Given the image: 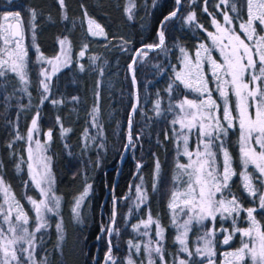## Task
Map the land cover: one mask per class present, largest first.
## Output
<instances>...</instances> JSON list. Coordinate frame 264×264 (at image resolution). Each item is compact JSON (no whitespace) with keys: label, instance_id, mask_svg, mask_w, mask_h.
I'll return each mask as SVG.
<instances>
[{"label":"trees","instance_id":"1","mask_svg":"<svg viewBox=\"0 0 264 264\" xmlns=\"http://www.w3.org/2000/svg\"><path fill=\"white\" fill-rule=\"evenodd\" d=\"M232 2L229 0L228 4ZM234 2L238 11L230 13V17L234 32L242 36L239 25L246 21L247 10L244 0ZM130 4L133 5L131 13L128 11ZM217 5L223 10L220 0H207V4L204 0H181L177 16L164 25L165 45L155 51H145L146 56H139L134 66L138 103L132 116L133 143L120 166L127 138V120L134 102L129 75L132 57L138 48L158 43V27L177 9L176 0H64V7L58 0H0V18L3 13L19 12L28 32L27 93L20 91L18 81L9 73L0 77V178L31 223L34 218L26 198H37V195L25 178V136L37 113L41 138L49 131L52 133L48 155L60 216L50 222L37 250L39 261L46 259V264H103L110 239L116 264H126L127 244L129 241L135 243L137 239L125 231L151 216L164 229L163 260L166 264H174L178 251L168 204L173 190L177 129L171 123L168 100L170 97L173 100L193 98L175 79V74L180 69L183 53L193 54L197 45L205 41V32H212L211 19L220 21ZM32 11L36 13L35 19L31 18ZM193 12L194 22L186 24L187 16ZM85 17L99 24L107 38L88 37L82 24ZM65 38L70 48V65L53 79L47 99H44L37 54L53 58L58 43ZM82 50L85 55L78 59ZM209 83L212 97L217 102ZM169 85H172L171 92ZM157 100L161 104L159 116L154 112ZM238 135L237 128L230 129L224 138L236 173L229 188L243 208L257 209L256 219L264 228V211L257 208L260 183L252 169L249 173L258 189L257 196H250L243 187ZM156 161L160 164L158 178ZM138 164L141 165L139 169ZM139 181L144 190L142 205L125 220L126 203ZM88 185L91 187L77 209V218L73 212L76 199ZM114 200V230H118V234L114 231L107 238L105 230L111 225ZM58 223L62 228V240L56 228ZM238 224L241 229L245 227L243 222ZM214 228V261L219 264L222 254L240 247L242 240L236 233L228 245H223L224 231L221 229L232 231L228 220L216 219ZM199 231L192 230L190 239L196 238ZM134 259L135 264H145L142 254L135 255ZM155 264L159 262L155 261Z\"/></svg>","mask_w":264,"mask_h":264},{"label":"snow or ice","instance_id":"2","mask_svg":"<svg viewBox=\"0 0 264 264\" xmlns=\"http://www.w3.org/2000/svg\"><path fill=\"white\" fill-rule=\"evenodd\" d=\"M58 2L61 7H64V0H58ZM204 2L207 4V0H204ZM228 3L229 0H220V4ZM176 4L180 5L181 0H176ZM244 6H246L247 10V20L241 23L240 30L244 33L247 40L252 43H246L231 28L222 27L215 18L212 22L216 26L219 35H214L211 32L208 33L214 43L220 48L221 55L223 56V62L217 63L216 60L211 58L210 54L207 55V60L213 69L212 76L219 82L216 90L223 100L222 116L218 115L221 106L212 98V91L209 88L208 80L202 73L201 54L199 51L197 52L194 66L191 65V62L185 56L186 70L177 71L175 74V79L185 89L194 91L201 97V99H188L185 97L177 103L175 107L180 110V114H178L176 119L171 121L174 125L177 123L180 125V135L183 136L184 140L183 155L189 161L187 164L177 163L176 165L181 170V175L186 176L187 179L183 181L184 187L182 190L178 187L173 189L168 205L173 211L179 208L180 212L186 217L182 223H179V234L175 238L176 242L180 245L179 251L186 254V259H180L179 264H196V258H199L200 264H205V261L206 264H216L212 259L216 255L214 250L215 245L213 243L216 229L214 226L207 228L204 231V235L200 237L202 244L197 245L193 251L187 243V235L191 225L196 223L203 226L206 220L215 222L217 216H220L221 219L232 217L233 223H235V217L241 211L247 213L250 227L243 229L234 228L231 233L223 237L222 243L228 245L236 232H239L246 239L241 241L240 247L223 253L225 260L221 264H248V261L251 264H264V228L261 227L254 215L257 209L254 207L243 208L237 197L230 191L229 182L236 173L232 168L231 156L224 143V137L228 135L229 130L238 127L240 153L245 168V171L241 173L243 187L250 196L256 197L258 189L253 184V177L246 169L248 165H253L259 173V176L255 177V179L261 184H264V34H260L257 31L258 28L264 29V0H244ZM132 7L133 5L130 4L128 8L129 13H131ZM217 8H219V5H217ZM204 11L207 12L208 9L205 8ZM231 11H238L237 4L234 0L231 3ZM35 16L36 13L32 11L31 18L35 19ZM85 16H87L86 12ZM176 16L177 11H173L166 16L164 21L161 22V30L158 32V43L149 44L144 47L148 50L162 48L165 45L164 25ZM10 17L14 23L2 28V31H0V40L3 41L4 45H14V47H6L4 49L6 58L0 57V77H5L6 73L10 71L18 75L22 82L27 83L26 73L24 71L27 51L22 47L23 33L21 14L19 12L7 13L3 16V20L9 21ZM195 18V13L193 12L186 19L188 22H193ZM224 21L229 25L232 23V18L229 17L227 12L224 13ZM88 24L91 35L107 38L103 28L94 20L89 19ZM225 40L227 43H225ZM66 42L67 39L65 38L60 41V44L63 46ZM200 48L205 53L209 52L204 45H200ZM37 51H39L38 48ZM79 55L83 57L85 51H80ZM141 55H147L144 48L136 52V56ZM60 59V56L55 57L56 61H60ZM63 62L65 64L68 63L66 57ZM48 63L53 64V61L49 60ZM135 63L136 61L133 60V64ZM131 67L132 65H130ZM81 69H83V66H81ZM55 70L56 66L53 65V72ZM41 75L45 76V79H50L46 72H41ZM133 82L135 83L134 75ZM41 84L44 92L47 93L49 91V84L43 80ZM229 89L231 90V94L236 97L235 114L229 104ZM168 91H172V85H169ZM44 99H47V96ZM73 99L75 100L77 98L73 97ZM52 102L59 103V101ZM155 109L159 115V100L155 103ZM135 111L136 108L134 106L132 114ZM38 116L39 113H37V118ZM37 118H33L31 122L32 127L28 132L29 140H32L33 132L37 129ZM131 125L132 119L130 115L129 144L133 143ZM193 129L196 130L199 140L195 152L189 151L187 147V133H191ZM47 136L50 140L52 136L51 131L47 133ZM17 138L19 139L20 137ZM137 139L139 138L137 137ZM35 143L36 152H41L42 146L40 142L36 141ZM214 145L218 146L223 157L221 168H217L216 166L217 154L213 150ZM8 147H11V144ZM29 159H33L31 148L29 149ZM39 159L45 161L41 170L34 168L31 163L28 165L32 183L40 189L41 194L45 197V199L39 201L32 200L36 213L37 226L31 232L25 227L29 223V217L20 210L19 202L10 204L6 212L0 213L3 216V223L8 226L7 232L11 234L10 236L6 235L5 231L0 228V264H26V262L27 264H46V259L37 261L34 255L37 247L35 242L36 233L47 228L45 213H54V209L59 207V198L49 195L54 181L48 163L46 162L48 158L40 156ZM140 167L141 165L138 164L137 168L139 169ZM159 171L160 164L159 161H156V178L159 176ZM43 185H47V188L43 187ZM90 187L91 185H88L81 196L76 199L73 212L77 218H79L77 209H79L81 202L88 195V189ZM0 188H2L6 197L10 196L9 189L4 185L2 178H0ZM155 188L156 183L154 182L153 189L155 190ZM225 190H228V192L226 193ZM137 192L140 193L139 187L137 188ZM140 199H144L142 193ZM258 199L259 208L264 210V193H261ZM13 208L17 210L14 219L12 216ZM115 215L116 213L114 211L111 220L113 227L105 230L109 235H112L114 231L118 234V230H114ZM153 223L156 225V235L159 239L155 241L149 240L148 245L145 246V251L148 254V264H155L152 253H156L161 261L164 259L161 255L164 229L160 226L158 220L153 221L151 216H149L147 221L143 222V227L148 229ZM173 223H176L175 217H173ZM56 228L59 239L62 240L61 225L58 223ZM221 230L228 232L227 229ZM143 234L147 235L148 233L145 231ZM40 239L43 238L41 237ZM153 243L158 246L154 248L150 247ZM108 244L109 248L105 257L106 262L110 261L111 264H116L112 256V241L110 239ZM129 244L131 245V241H129ZM24 245H27V247ZM131 246L135 247L137 252L140 251L139 244ZM127 264H134V262L129 258Z\"/></svg>","mask_w":264,"mask_h":264},{"label":"rangeland","instance_id":"3","mask_svg":"<svg viewBox=\"0 0 264 264\" xmlns=\"http://www.w3.org/2000/svg\"><path fill=\"white\" fill-rule=\"evenodd\" d=\"M223 6H224L223 7V10L217 8V11L221 15L220 16V21H217L216 19L215 20L217 22H219V24L222 27H228V28H231L234 31L232 23L230 25L225 23V21H224V13L227 12V14L230 17V13H235V12H232L231 11V5H229V4H223ZM5 14H7V13H3V16ZM3 16H2V18H0V31H2V28L3 27H8L9 24H13L14 23V21L12 20L11 17H10L9 21H4L3 20ZM88 20L89 19L85 17L83 19V21H82V24H83V26H84V28L86 30V33H87L88 37L97 38V39L104 38V36H93V35H91L89 33ZM212 21H213V19H211V27H212V32L211 33H213L214 35H219V33L217 32L216 26L213 24ZM193 22H188L187 19L185 20V23L186 24H190L191 25V23H193ZM240 25H239V30H240ZM30 29L32 30V28H30ZM93 30H96V29H93ZM257 31L260 34H264V29H262V28H258ZM240 32L242 34L241 39H244L246 43H252V42H250V41L247 40V38L245 37L244 33L241 30H240ZM22 33H23L22 47L24 49H26V43H27L26 35L28 34V32L26 31V29L23 26V24H22ZM205 38L206 39H205V41L203 43H200V44L197 45V47L194 50L193 54L190 55V54H188L186 52L183 53V57H182V60H181V63H180V69L178 71H185L186 70L185 69V56H187V60L189 62H191V65L194 66L195 65V60L197 58V52L198 51L200 52V54H201V68H202V73L205 76V78L208 80V83L211 82V84H212V89H214V91L216 93V96H217V100H218L217 101V104H219L221 106L220 107V112L218 113V115H221L222 116V113H223V100H222V98H220L219 92L216 90L217 89V84L219 82L216 81L215 78L212 76L213 69L211 67L210 62L207 60V55L210 54L211 55V58L214 59V60H216L217 63H222L223 62V56L221 55L220 48L217 46V44L214 43L212 37H210L207 32H205ZM225 43H227L226 40H225ZM200 45H204L205 48H207L209 50V52L208 53H205L203 51V49L200 48ZM6 47H14V45L13 46H6V45L3 44V41L0 40V57L6 58L5 53H4V49ZM57 56H60L61 57L60 61H56L55 60V57H57ZM65 57L68 60V63L67 64H65L63 62L64 59H65ZM27 58H28V56L25 58V60H26V67H25L24 71L26 73V80H27V83H28V70H27L28 59ZM37 58H38V64H39V67H40V69H39L40 89L42 90L43 94H45V96H46V94L48 92L47 93L44 92L43 86L41 84V81L43 80L45 83H48L49 86H50V84L52 83L53 79L57 75H59L63 70H65L67 67H69V65H70V48H69V45L66 42V44L62 46L60 44V42H59L58 43L57 54L53 58H45L39 52L37 54ZM81 58L82 57H80V55H79L78 56V59H81ZM49 60H52L53 61V64H49L48 63ZM53 65L56 66L55 72H53ZM41 72H46V74L50 77V79H45V76H42L41 75ZM7 73H9L10 75H12V76H14L16 78V80L19 83V89H20V91H22V93H25L26 94L27 93L26 92V90H27V83L22 82L19 79V76L16 75L15 73H12L10 71L7 72ZM209 88H210V83H209ZM185 90L188 91L193 96L192 99H201V97L198 95V93H196L194 91H190L188 89H185ZM170 96H171V94H170ZM183 99L184 98H179V99H174L173 100L170 97V99L168 100V112L170 113L172 119H176L177 116H178V114H180V110L178 108H176L175 105L177 103H179ZM229 104H230V107L233 109V113L235 114L236 97L231 94V90L230 89H229ZM160 106H161V104H160ZM154 112H155V114L157 116H159L161 114V110H160V114L159 115L157 114L156 109H154ZM31 127H32V124H30L29 129H28V132L31 129ZM175 127H176L177 130L175 132V137H176V160H175V171H174V176H173V189L178 187V188H180L182 190L183 187H184L183 181L186 180L187 177L181 175V170L178 169L176 165H177V163L187 164L189 161H188V158L185 155H183V152H184V140H183V136L180 135V132H181L180 125L177 123V124H175ZM237 129H238V127H237ZM28 132H27V134L25 136V154H26L25 178L27 179V181H29L30 186L34 189V191H35V193L37 195V198L36 197L35 198L34 197H31V199H29V197L26 198V202H27V204H28V206H29L32 214H33V218H34L33 221L34 222L31 223V221L29 219V223L27 225H25V227H27L29 229V231L31 232V231H34L35 227L37 226L36 213H35L34 205L32 204V200L39 201L41 199H45V197L41 194L40 189H38L35 186V184L32 183V181L30 179V170H29L28 165L31 163V164H33V167L34 168H36L38 170H41L42 169V165L45 163V161L40 160L39 157L40 156H44V157L48 158L46 162L48 163V166L50 168V157L48 155V145H49V141L50 140H49L47 134H44L43 138H41L40 132H39V129H38V120H37V129L33 132L32 140H29L28 139ZM238 132H239V129H238ZM187 135H188V143H187L188 150L195 152L196 151V146L199 143V140H198V137H197V134H196V130L193 129V131L191 133H187ZM36 141H39L40 144H41V146H42V150L39 153L36 152V143H35ZM238 146H239V151H240L239 135H238ZM30 148L32 149V155H33V159H31V160L29 159V149ZM213 150L217 154L216 166H217V168H221L222 167V163H223L222 154L220 153L218 146H215L214 145V149ZM232 168H233V166H232ZM250 169H252L254 171V173L257 176H259V173L256 171V169H255V167L253 165H248L246 171L249 173ZM241 170H242V172L245 171L244 165L242 163V158H241ZM50 172H51V170H50ZM51 176H52V174H51ZM242 182H243V177H242ZM43 187L47 188V185H43ZM138 187L140 188V193L137 192V188ZM225 191H227V190H225ZM131 192L132 193H131L130 199L126 203V209H127V211L125 212V220H128L131 217V215L135 213L134 212V209L136 207H138V206L140 207V205H142V202H141L142 200L140 199L141 193L142 194L144 193L142 181H139L135 185V187L133 188V190ZM261 193H264V184H261L260 183V194ZM49 195L50 196H54V194H53V184L51 186V191H50ZM127 198H125V199H127ZM15 202H17V201L15 199H13V196L11 194H10V196L6 197L5 194H4V191L2 190V188H0V213L6 212V210L9 207V205L10 204H14ZM181 207H182V205H181ZM58 208H55L54 209V213H45L46 220H47V228L46 229H42L41 232H39V233H36V241L35 242L37 244V247L35 249L34 255H35V258H36L37 261H39L38 258H37V250L40 248V246L42 245V243L44 241L45 235L47 234L46 232L49 229V225H50V222H51L52 218H55V219L58 220V218L60 216V215L57 214ZM257 208L259 210H261L259 208V201H258V207ZM20 210H22L21 207H20ZM168 210H169V214H170V224H171V226L174 229L175 238H176V236L179 234L178 225H179V223H182V221L184 219H186V217L184 216L183 213L180 212V209L179 208H176L175 211H173L168 206ZM16 211L17 210L15 208H13V211H12L13 219H14V217L16 215ZM242 214H243L244 220L240 221L241 220V217H242ZM254 215H255V213H254ZM173 217H175L176 223H173ZM148 218L149 217H147L144 220L138 221L135 225L131 226L128 229V231H125L126 234H128L127 232H131L135 236V238L137 239V242L131 243V245H136V244H139L140 245V251L137 252V250H136L135 247L131 246L130 244H127V247L125 249V252L126 251L128 252L127 257H125L126 264H127V261H128L129 258H131L132 261L135 264L134 256L135 255H139V254H142V257L145 260V264H148V254L145 251V246L148 245V241L149 240L155 241V240L159 239L157 237V235H156L157 229H156L155 223H153L148 229H145L143 227V222L147 221ZM217 219H220L221 221L222 220H225V221L228 220L232 224V231H233L234 228H239V226H238L239 225L238 224L239 222H243L245 224V227L244 228L250 227V221H249V219L247 217V213L245 211H241L239 213V215L235 217V223H233V218L232 217H229L228 219H221L220 216H217ZM210 226H214V222L209 221V220L204 221L203 226L200 225V224H196V223H193L191 225L190 231L188 232V235H187V243H188V246H189V248L191 250L194 251L197 245L202 244V241L200 240V237L204 235V231L207 228H209ZM7 227L8 226L3 223V216L0 215V228H2L5 231V234L6 235H9L10 236L11 234L7 232ZM192 230H197V231L200 230L199 231V234L193 240L190 239V234L192 233L191 232ZM145 231H147V233H148L147 235H144L143 234ZM231 232H229V231L228 232H224V236L227 235V234H229V233H231ZM236 233H239V232H236ZM109 236L110 235L107 234L106 237L109 238ZM41 237L43 239H40ZM240 238H241V240L246 239V238L242 237L241 235H240ZM175 243H176V247H177V251H178V256L175 259L174 264H179V260L180 259H186V254L179 251L180 245L176 242V239H175ZM163 244H164V231H163L162 249H163ZM24 246L27 247V245H24ZM157 246L158 245L155 244V243H153L152 245H150V247H153V248L154 247H157ZM113 252H114V250L112 248V256L114 257ZM25 255H27V254H25ZM161 255H162V252H161ZM105 257H106V255H105ZM152 258H153L154 261H158L159 264H166L164 260L163 261L160 260L159 256L156 253H152ZM114 259H116V258L114 257ZM212 259L214 260V257H212ZM224 260H225V257L222 254V257H221V260H220V263L219 264H221V262L224 261ZM104 263H107L108 264V263H110V261L106 262V259H105V261L103 262V264ZM170 263H172V262H170ZM197 263L200 264L199 258H196V264ZM26 264H27V262H26ZM205 264H206V261H205ZM248 264H251V262L248 261Z\"/></svg>","mask_w":264,"mask_h":264},{"label":"water","instance_id":"4","mask_svg":"<svg viewBox=\"0 0 264 264\" xmlns=\"http://www.w3.org/2000/svg\"><path fill=\"white\" fill-rule=\"evenodd\" d=\"M179 10H180V5H177V9L175 10V11H177V13L179 12ZM175 18V17H174ZM174 18H172V19H174ZM164 21V19L161 21V22H163ZM161 30V23H160V25H159V27H158V32ZM142 48H144V51H155V50H157V49H159V48H157V49H154V50H148L147 48H145L144 46H142V47H140V48H138L137 50H136V52L138 51V50H140V49H142ZM136 52L134 53V55H133V57H132V60H131V63H130V65H132V67L130 68L129 67V75H130V79H131V84H132V89H133V96H134V102H133V105H132V108H131V111H130V113H129V116H128V120H127V138H126V143H125V147H124V151H123V154H122V156H121V158H120V166H121V164L123 163V161H124V159H125V157H126V155H127V151H128V148H129V141H128V135H129V117H130V115H131V119H132V116H133V114H132V109H133V107L135 106V108H137V103H138V89H137V83H136V80H135V83L133 82V75H134V66H135V64H133V60H135L136 62H137V60H138V58H139V56H136ZM135 76V75H134ZM131 134H132V128H131ZM113 211H115V213H116V200H114L113 201ZM116 216V215H115ZM110 227H112V224L110 225ZM109 227V228H110ZM105 260V259H104Z\"/></svg>","mask_w":264,"mask_h":264}]
</instances>
